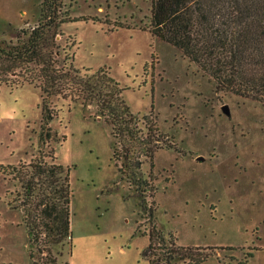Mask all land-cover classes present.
<instances>
[{"label": "rangeland", "instance_id": "rangeland-1", "mask_svg": "<svg viewBox=\"0 0 264 264\" xmlns=\"http://www.w3.org/2000/svg\"><path fill=\"white\" fill-rule=\"evenodd\" d=\"M61 2L77 21L60 27L59 50L74 55L77 70H108L131 113L153 116L176 145L158 150L153 168L145 161L141 167L156 188L154 218L164 239L212 248L202 264H264V107L217 93L176 48L142 30L149 0ZM40 3L0 0V42L35 26ZM51 107L59 112L49 145L68 169L73 194L71 249L52 246L55 264H150L148 216L121 181L108 125L80 102L52 100ZM40 124L38 89L0 88V264H44L22 212L12 209L20 185L1 171L38 155Z\"/></svg>", "mask_w": 264, "mask_h": 264}, {"label": "trees", "instance_id": "trees-1", "mask_svg": "<svg viewBox=\"0 0 264 264\" xmlns=\"http://www.w3.org/2000/svg\"><path fill=\"white\" fill-rule=\"evenodd\" d=\"M149 1L150 15L142 30L176 48L213 82L217 93L237 95L264 107V0ZM62 6L61 0H41L37 24L20 29L15 41L0 42V88L29 85L40 91L41 98L38 155L28 163L1 168L20 185L19 204L12 209L22 212L30 242L44 264L56 263L51 257L52 246L63 248L66 244L71 249L73 194L68 169L57 164L54 148L49 145V124L59 112L51 107L52 100L80 102L83 110L93 107V117L108 125L112 160L121 181L133 189L137 206L147 213L150 264H202L212 248L177 246L172 236L164 239L157 229L156 188L151 177L144 178L141 171L144 161L153 168L158 150L176 149V145L158 130L153 116L139 119L131 113L108 70H77L74 55L59 50L55 40L60 27L77 21ZM114 23L115 27L129 26Z\"/></svg>", "mask_w": 264, "mask_h": 264}]
</instances>
